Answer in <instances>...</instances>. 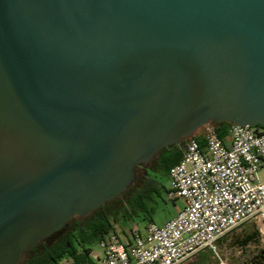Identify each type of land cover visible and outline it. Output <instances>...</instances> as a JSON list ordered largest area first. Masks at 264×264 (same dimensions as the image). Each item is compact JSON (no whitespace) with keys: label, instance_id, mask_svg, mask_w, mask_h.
Listing matches in <instances>:
<instances>
[{"label":"water","instance_id":"water-1","mask_svg":"<svg viewBox=\"0 0 264 264\" xmlns=\"http://www.w3.org/2000/svg\"><path fill=\"white\" fill-rule=\"evenodd\" d=\"M214 122L264 127V0H0V264Z\"/></svg>","mask_w":264,"mask_h":264},{"label":"built area","instance_id":"built-area-1","mask_svg":"<svg viewBox=\"0 0 264 264\" xmlns=\"http://www.w3.org/2000/svg\"><path fill=\"white\" fill-rule=\"evenodd\" d=\"M181 142L182 158L169 172L168 198L183 210L160 227L149 222L127 240L106 234L95 264H182L193 255L215 252L232 231L258 224L264 243V129L231 124L220 138L210 123ZM65 261V262H64ZM60 264H68L67 260Z\"/></svg>","mask_w":264,"mask_h":264},{"label":"trees","instance_id":"trees-1","mask_svg":"<svg viewBox=\"0 0 264 264\" xmlns=\"http://www.w3.org/2000/svg\"><path fill=\"white\" fill-rule=\"evenodd\" d=\"M211 124L220 138L227 135L231 125L228 122H214ZM257 128L264 129L261 126ZM194 136L202 147L204 145L202 137L197 133ZM180 147L181 145L171 146L158 153L159 157L156 161L155 172H161L169 177L170 169L179 163L182 158ZM140 176L137 174V180L132 185L134 188L131 186L127 191V193H131L129 205L122 200V194L86 217L77 216L73 218L63 229L46 238L32 250L26 251L22 259H26V264H60L64 260H67L68 264H95L90 253L94 250V246L99 245L100 240L106 234L115 233L116 226L121 222L130 219L142 222L144 216L149 215L147 203L160 191L161 186L150 177L147 170L146 174ZM141 214L144 215L142 220L140 219ZM148 221L152 222V219H148ZM257 237L258 230L256 229L245 235L239 242V246H247L255 241ZM250 264H264V248L261 250L260 256L252 260Z\"/></svg>","mask_w":264,"mask_h":264},{"label":"rangeland","instance_id":"rangeland-1","mask_svg":"<svg viewBox=\"0 0 264 264\" xmlns=\"http://www.w3.org/2000/svg\"><path fill=\"white\" fill-rule=\"evenodd\" d=\"M200 132L201 130L197 131V135H199ZM158 157L159 155H157L150 162L149 166L142 165L141 167L137 168V174L139 177H141V174H146V169L148 167L150 177L160 184L161 189L157 194L154 195L152 200L147 203L149 215L144 216L141 214V220L144 216L142 222H138L135 219H130L126 222H121L116 226V232L113 234L118 235L122 240L129 239L130 233L133 229L143 233L146 225L150 222L148 219H152V222L162 227L167 222L176 218L183 210V201L181 199L172 201L168 198V193L171 189L170 178L166 177L161 172H155L156 161ZM130 197V192L123 194L122 200L125 202V204L129 205L128 202ZM258 226V224H247L239 229H236L225 236L217 244V249L215 252L207 251L193 255L182 264H250L252 260L260 256L261 250L264 248V243L259 240L258 237L255 239V241L251 242L247 246H239V242L244 238L245 235L255 231ZM94 250L100 251L99 245L94 246ZM19 264H26V259H22Z\"/></svg>","mask_w":264,"mask_h":264},{"label":"flooded vegetation","instance_id":"flooded-vegetation-1","mask_svg":"<svg viewBox=\"0 0 264 264\" xmlns=\"http://www.w3.org/2000/svg\"><path fill=\"white\" fill-rule=\"evenodd\" d=\"M183 143V142H182ZM149 164H150V162L149 163H147V164H142V165H146V166H149ZM142 165H140V166H138V168L139 167H141ZM147 171H149V168L147 167V169H146Z\"/></svg>","mask_w":264,"mask_h":264}]
</instances>
